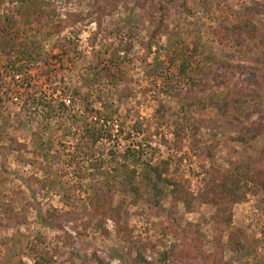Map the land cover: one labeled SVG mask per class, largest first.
<instances>
[{
  "label": "rangeland",
  "instance_id": "374dc122",
  "mask_svg": "<svg viewBox=\"0 0 264 264\" xmlns=\"http://www.w3.org/2000/svg\"><path fill=\"white\" fill-rule=\"evenodd\" d=\"M156 1L0 0V28L16 42L39 41L46 54L20 59L28 67L14 79L0 54V264H98L95 254L105 264H264L257 183L245 185L229 228L198 199L212 175L232 172L231 161L264 171V133L232 140L230 118L246 104L224 117L210 103L254 88L262 100L251 120L264 124V0H160L167 30L151 39ZM98 4L108 11L95 12ZM241 21L254 32L233 40L226 29ZM39 99L52 106L50 117L33 109ZM83 125L110 134L92 154L82 147ZM127 147L141 149L142 163L167 161L163 176L182 178L188 208L148 202L144 164L141 199L107 191L117 176L112 154L120 162ZM237 230L250 244L241 250L227 243Z\"/></svg>",
  "mask_w": 264,
  "mask_h": 264
},
{
  "label": "trees",
  "instance_id": "16d2710c",
  "mask_svg": "<svg viewBox=\"0 0 264 264\" xmlns=\"http://www.w3.org/2000/svg\"><path fill=\"white\" fill-rule=\"evenodd\" d=\"M111 3L110 1H108ZM154 5V2H152ZM159 3V4H158ZM158 4V5H157ZM108 6L104 4L96 5L95 12L98 14L106 13L108 10ZM166 7L160 1H156V6H153L150 15L149 22L154 26V29L151 32V39L166 33L167 27L165 24V14ZM254 32V25L251 21H241L238 24L230 26L226 29V34L231 37L233 40L242 39L244 36H250ZM0 54H4L6 56V67L11 70V78L18 77L24 69H27V64H20V59L25 61L26 63L35 62L41 58H45L46 54L42 51L40 42L35 40L31 42H16L14 38H10L8 36L7 29L2 27L0 28ZM14 55L17 59L14 60L12 57ZM29 65V64H28ZM246 80V85L250 87V83ZM255 86L256 83H255ZM252 87V86H251ZM251 92L246 89H242L240 87H236L234 89H229L222 95L219 99L211 98L210 103L216 109L219 115L227 117V111L235 107L237 104L245 103L246 106L237 109L236 113L232 115L230 118V124H234L237 133L232 140L238 141L240 143H248L251 140H255L257 136L264 133V124L258 123L255 120H251V114L255 113L259 110L261 104H259V100H262L257 90L252 88ZM250 98V99H249ZM33 101V100H32ZM31 102V101H30ZM31 105V104H30ZM33 105V103H32ZM36 107L33 109L36 110L39 106L40 109L46 107L47 115L50 117V112L52 110V106L43 102L42 100H37L35 102ZM25 111H30V107L28 102H26V106H23ZM1 108V106H0ZM66 106L64 104H60V109H65ZM163 108V107H162ZM161 108V109H162ZM90 113H97V110H89ZM91 114V115H92ZM112 113L106 114L105 119H111ZM242 116V118H241ZM246 120V124L244 122ZM229 120V119H228ZM83 130L81 132L83 142V149H85L88 153H93V145L103 137H110V134L107 130L95 129L94 127H87V125H83ZM182 126L179 124L176 125L175 135H176V144L179 145L181 136L179 132L181 131ZM86 152V153H87ZM90 154V155H91ZM112 154V152H111ZM87 155V154H86ZM141 155V149H135L127 147L123 154L121 155L120 162L118 158L112 154L111 162H115L117 167H114L117 170V175L114 184L107 186V191H111L112 189H117L122 191L123 193H130L133 196L134 200L141 199L143 196L140 193L139 185L136 183V177L138 176V165L144 164L145 171L141 173L142 179L148 185H150L152 191L148 196V202L152 201L153 206H157L159 201L162 199H171L173 203L174 201H180L187 208L190 204L189 194L184 189L182 185V178L176 175L163 176L164 173H168V162L164 161L157 165H151L149 163L140 162L139 156ZM264 159V156L262 157ZM231 170L232 172H223L214 174L211 176V179L206 184L204 191L199 195V202L205 205H209L213 208V221L217 226L229 228L233 221V207L238 203H242L246 200V189L245 185L248 183H257L258 188L264 193V171L263 170H255L253 168L251 162H232ZM118 177V179H117ZM159 183H164V185L171 187L170 190L160 191L157 189ZM96 187H94L95 189ZM97 189V188H96ZM100 193L96 191V194ZM173 211V210H172ZM109 212H112L109 210ZM114 215L118 217V213L114 212ZM174 220L175 214L173 215ZM101 227H103L101 225ZM227 243L229 247L234 250H241L250 244H248L247 237L245 234L237 230L231 231L228 234ZM140 258V256H138ZM138 258V259H139ZM94 259L98 264H105L103 261L95 254ZM137 259V260H138ZM139 263V261H137Z\"/></svg>",
  "mask_w": 264,
  "mask_h": 264
}]
</instances>
